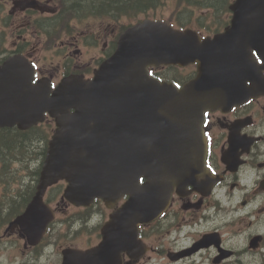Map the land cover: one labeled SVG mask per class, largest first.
<instances>
[{"label": "water", "instance_id": "water-1", "mask_svg": "<svg viewBox=\"0 0 264 264\" xmlns=\"http://www.w3.org/2000/svg\"><path fill=\"white\" fill-rule=\"evenodd\" d=\"M233 10L232 27L213 39L201 40L196 31L173 29L165 21L128 28L96 78L59 101L31 87L26 61H9L0 70V125L37 123L41 109L51 112L56 101L61 109L56 115L62 127L51 141L40 185L67 177L70 193L76 190L84 204L95 196L128 194L122 213L131 212L137 220L157 214L145 210L153 200L161 203L156 210H163L179 181L174 166L204 161V112L239 100L238 79L245 67L240 62L232 75L234 48L223 45L244 28L249 43L260 39L264 44V0H237ZM194 62L197 76L182 87L149 73L153 65ZM9 93L15 99L9 101ZM72 105L76 110L70 113Z\"/></svg>", "mask_w": 264, "mask_h": 264}, {"label": "flooded vegetation", "instance_id": "flooded-vegetation-1", "mask_svg": "<svg viewBox=\"0 0 264 264\" xmlns=\"http://www.w3.org/2000/svg\"><path fill=\"white\" fill-rule=\"evenodd\" d=\"M2 1L11 8L1 18L6 27H0V33L8 38L0 36V43L3 45L11 39L13 52L32 55L37 46H47L51 53L40 60L51 64L65 60V52L69 50L80 52V46L99 49L101 55L107 56L115 50L120 34L145 17L144 13L133 10L132 5L124 9H116L117 5L101 8L105 12L100 19L90 22L88 29L75 37L71 22L76 13L80 14V6H76L78 1L22 0L20 5H16L20 0ZM104 1L110 3V0ZM220 14L227 18H221L223 22L217 30L211 28L212 31L207 32L199 21L192 20L191 24L200 26L202 36L213 35L223 31L232 16L228 11ZM123 18L128 21L119 23ZM106 20L109 21L105 24ZM54 34L66 36L57 49L51 48L57 46L55 42H49ZM69 37L72 40L67 42ZM262 61L258 60V63L263 65ZM74 65L89 69L86 63L79 66L74 62ZM195 67L194 64L151 67V73L181 86L195 76ZM190 68L194 71L187 70ZM172 69L173 72H166ZM182 70L187 72L183 74ZM90 73L84 74L89 76ZM48 74L58 77L52 70H48ZM260 75L264 78V68ZM203 129L208 140L205 165L208 179L185 187L182 195L175 193L166 215L141 227L140 234L150 250L141 258H133L124 252L122 264H264V90L229 109L207 110ZM28 180L30 185L26 191L23 188L11 203L5 195H0L3 213L13 207V212L18 215L26 206L34 191L31 186L33 177ZM47 200L57 201L56 218L60 213L78 210L62 224L65 232L60 245L56 244V218L49 224L42 240L37 245H30L19 226H16V235L8 232L11 222L0 216V254L9 243L16 248L13 257L18 254V264H61L62 248H89L99 241L101 234L97 219L103 224L110 220L126 197L113 207L96 199L89 208H75L61 202L57 191L51 190ZM204 236L206 238L201 242ZM11 263L9 258L7 264Z\"/></svg>", "mask_w": 264, "mask_h": 264}, {"label": "trees", "instance_id": "trees-1", "mask_svg": "<svg viewBox=\"0 0 264 264\" xmlns=\"http://www.w3.org/2000/svg\"><path fill=\"white\" fill-rule=\"evenodd\" d=\"M84 1L85 3H81V0L78 1L79 2V5L80 7H83V8H94V9H99V8H103L105 9L106 7L108 8H113L115 5H117L116 9L117 8H122L124 9V7H129L130 5H132L133 3H139V4H145V5H148L150 3H146L147 1L150 2L151 0H110V3H105L104 0H82ZM223 0H207V3H211L210 6L211 7H218V5L222 2ZM118 2V3H116ZM140 6V5H139ZM10 133L7 132V136L9 135ZM37 140L36 139H26V138H23L21 140H17L15 143H10L7 144V147L10 148V150L14 151V153L16 155H25L24 156V159H25V162L27 163H30L32 164L33 162H35L36 160V157L41 153H43L42 149H41V146L39 147H36L35 146V142ZM33 142V144H32ZM32 173V172H31ZM33 174H35V172H33ZM37 174V172H36ZM29 184H26L25 188H24V192L26 191V189L28 188Z\"/></svg>", "mask_w": 264, "mask_h": 264}, {"label": "rangeland", "instance_id": "rangeland-1", "mask_svg": "<svg viewBox=\"0 0 264 264\" xmlns=\"http://www.w3.org/2000/svg\"><path fill=\"white\" fill-rule=\"evenodd\" d=\"M77 1H80V0H77ZM175 2H176V0H161V2L157 5V7L156 8H154L153 9V11H152V13L150 14V17L151 18H153V17H158V16H161V17H165V18H169V17H171V15H172V13H173V11H174V6H175ZM81 3H85L84 1H82L81 0ZM197 4L198 3H191V6L190 7H197ZM184 6H185V4H184ZM187 11L188 12H193L192 10H191V8H187ZM204 10H199L198 11V14H200V15H206V14H204V12H203ZM107 21V20H106ZM105 21V22H106ZM126 21H128L126 18H123V20H121V21H118L119 23H122V22H126ZM84 50H86L84 53H83V59L86 61V60H89V59H91V58H93V57H95V56H97L98 54H99V51L98 50H95L94 52H91V51H89L85 46H84V48H83ZM41 55H44L45 54V52L43 51L42 53H40ZM101 57V56H100ZM42 59V58H41ZM56 64V63H55ZM169 71H171V70H167L166 72H168L169 73ZM187 72V70H184V71H182V73L183 74H185V73ZM31 135H36L37 136V132H32L31 133ZM28 138H34L33 136H28ZM32 144H33V142H32ZM40 144H41V142L40 141H36L35 142V146L36 147H39L40 146ZM20 160H22L21 158H19L17 161H16V163H19L20 162Z\"/></svg>", "mask_w": 264, "mask_h": 264}]
</instances>
